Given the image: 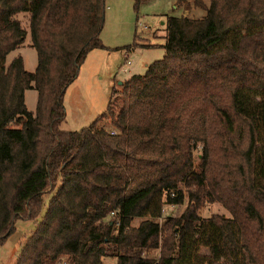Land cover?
Returning <instances> with one entry per match:
<instances>
[{"label": "trees", "instance_id": "trees-1", "mask_svg": "<svg viewBox=\"0 0 264 264\" xmlns=\"http://www.w3.org/2000/svg\"><path fill=\"white\" fill-rule=\"evenodd\" d=\"M178 1L205 16H168L163 59L69 132L107 0H0V247L35 225L15 264H264V0ZM28 35L34 72L7 61Z\"/></svg>", "mask_w": 264, "mask_h": 264}, {"label": "rangeland", "instance_id": "rangeland-1", "mask_svg": "<svg viewBox=\"0 0 264 264\" xmlns=\"http://www.w3.org/2000/svg\"><path fill=\"white\" fill-rule=\"evenodd\" d=\"M189 1L192 4L194 0ZM205 14L204 10L198 8L186 11L178 0H107L106 23L101 36L105 49L94 50L89 54L79 78L68 88L64 97L66 116L61 129L73 132L91 125L106 112L113 96L121 91L123 82L134 75L145 74L148 65L163 59L165 20L168 16L199 19ZM19 19L29 31L28 16L22 14ZM31 44V37L28 35L24 45L8 56V63L20 55L24 59L26 70L34 72L38 66V55ZM149 44L156 46L145 47ZM130 47L133 48L128 52ZM125 54L129 55L131 61V65L126 67L129 72L120 70L127 61ZM37 101V91L26 92L28 110L34 114ZM45 199L48 202L50 196ZM183 209L184 206L166 207V215L179 216ZM200 214L205 218L213 215L230 217L229 212L218 203L207 204ZM34 229L33 222H17L16 232L0 247V264H15L20 244ZM63 262L59 264H64ZM115 263L114 259H104V264Z\"/></svg>", "mask_w": 264, "mask_h": 264}, {"label": "built area", "instance_id": "built-area-1", "mask_svg": "<svg viewBox=\"0 0 264 264\" xmlns=\"http://www.w3.org/2000/svg\"><path fill=\"white\" fill-rule=\"evenodd\" d=\"M126 58H127V59H126L127 61H126V63L122 66V70L125 71V72L128 71L126 67L131 65V61H130L129 56H127ZM109 126L111 127L110 124H109ZM113 134H115V131H114V130H113Z\"/></svg>", "mask_w": 264, "mask_h": 264}, {"label": "crops", "instance_id": "crops-1", "mask_svg": "<svg viewBox=\"0 0 264 264\" xmlns=\"http://www.w3.org/2000/svg\"><path fill=\"white\" fill-rule=\"evenodd\" d=\"M167 20V19H166ZM166 20H165V24H166ZM150 46H152V47H155L156 45H154V44H149ZM125 56V59H126V56H129V55H124ZM130 58V57H129ZM87 61V60H86ZM85 64H87V63H85ZM148 67V66H147ZM83 66L81 67V69H80V73H79V75L78 76H80V74L82 73V71H83ZM120 70H122V66H121V68H120ZM127 72H129V71H127ZM79 77H77V79H78Z\"/></svg>", "mask_w": 264, "mask_h": 264}]
</instances>
